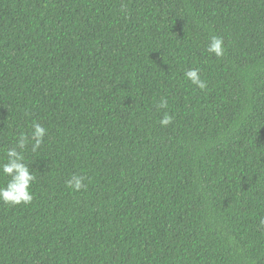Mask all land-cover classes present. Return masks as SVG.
<instances>
[{
  "label": "trees",
  "instance_id": "16d2710c",
  "mask_svg": "<svg viewBox=\"0 0 264 264\" xmlns=\"http://www.w3.org/2000/svg\"><path fill=\"white\" fill-rule=\"evenodd\" d=\"M0 264H264V0H0Z\"/></svg>",
  "mask_w": 264,
  "mask_h": 264
}]
</instances>
